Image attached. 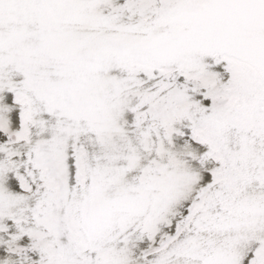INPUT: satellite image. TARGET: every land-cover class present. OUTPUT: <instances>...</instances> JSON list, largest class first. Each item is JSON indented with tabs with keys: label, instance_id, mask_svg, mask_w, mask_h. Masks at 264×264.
<instances>
[{
	"label": "snow or ice",
	"instance_id": "6c2138e0",
	"mask_svg": "<svg viewBox=\"0 0 264 264\" xmlns=\"http://www.w3.org/2000/svg\"><path fill=\"white\" fill-rule=\"evenodd\" d=\"M0 264H264V0H0Z\"/></svg>",
	"mask_w": 264,
	"mask_h": 264
}]
</instances>
